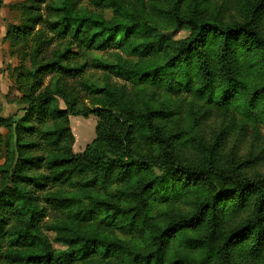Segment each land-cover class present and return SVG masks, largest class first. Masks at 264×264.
Segmentation results:
<instances>
[{
    "label": "trees",
    "instance_id": "1",
    "mask_svg": "<svg viewBox=\"0 0 264 264\" xmlns=\"http://www.w3.org/2000/svg\"><path fill=\"white\" fill-rule=\"evenodd\" d=\"M191 1L188 16L180 13L181 0H171L169 8L161 0H23L8 7L13 22L4 40L18 66L6 71L10 91L20 96L11 102L16 112L0 117V264H233L232 248L250 235L251 251L259 253L264 179L223 172L212 163L179 162L172 138L155 123L177 113L138 112L126 85L112 82L114 77L138 90L149 85L234 106L255 123L264 122V86H250L235 70L244 50H255L259 56L250 67L264 75V35L252 19L235 24L205 19L203 1ZM83 2L94 9L81 7ZM147 7L190 36L179 41L151 36ZM106 12L112 13L110 20ZM213 46L217 70L209 56ZM107 52L130 60L119 55L113 64L84 59V53ZM89 72H101L102 79H89ZM79 117L98 122L93 142L75 154L70 118ZM138 140L160 145L161 153L139 155ZM199 185L206 198L193 215L165 226L155 222L156 206ZM249 195L252 218L222 238L219 206ZM204 219L207 237L188 238L205 250L202 259L165 261L168 240ZM48 234L55 235L54 243ZM122 237H146L147 246L131 249Z\"/></svg>",
    "mask_w": 264,
    "mask_h": 264
},
{
    "label": "rangeland",
    "instance_id": "2",
    "mask_svg": "<svg viewBox=\"0 0 264 264\" xmlns=\"http://www.w3.org/2000/svg\"><path fill=\"white\" fill-rule=\"evenodd\" d=\"M5 0H0L3 5ZM13 5L23 0H7ZM131 2L132 0H127ZM203 16L205 19H217L223 24L242 23L252 19L258 30L264 35V0H202ZM163 7H168L171 0H161ZM88 11L94 9L87 2L81 6ZM193 3L191 0H181L180 13L183 16L190 15ZM106 20H110L112 13L104 14ZM145 20L149 23L148 32L151 36L165 34L171 40H184L190 36L185 29H175L154 14L147 7L144 13ZM13 22L12 18L8 20ZM8 22V23H9ZM9 23V24H10ZM8 24V25H9ZM7 31V29H6ZM9 56V44L5 41ZM217 46L210 49L209 56L212 65L217 70ZM115 55L130 60L124 53H84V59L91 62L95 59H104L108 64L115 62ZM258 51L244 50V58L235 62L237 75L246 81L250 86L261 88L264 86V75L250 67ZM132 60V59H131ZM12 67L18 66L16 59H11ZM8 65V66H9ZM7 66V67H8ZM5 72H7L5 70ZM256 72V73H255ZM89 79H102V73L89 72ZM102 81V80H100ZM112 82L120 86L126 85L127 93L132 97L135 108L138 112H145L148 108L177 113L176 116L155 120L156 125L163 134L172 138V153L181 163L190 166H203L212 163L218 170L223 172H236L241 177L256 180L264 179V122L255 123L252 119L244 117L240 110L229 107H219L208 103L204 99L196 98L188 94L172 95L163 88L146 85L141 90L132 87V84L112 78ZM9 98H7V101ZM88 103V102H86ZM10 109V108H9ZM17 108L14 106L13 115ZM10 116V115H9ZM98 120L94 117L70 118L71 131L75 138L72 151L75 154L81 153L87 145L95 139V128ZM134 150L142 156H157L161 153L162 147L157 144H145L138 140ZM3 159L0 155V165ZM202 186L190 187L181 192L178 197L171 199L164 206H156L154 209L155 222L165 226L172 220L193 215L199 204L205 200ZM115 189L111 190L114 196ZM107 197L104 192H99ZM205 197V198H204ZM220 208V227L222 238L226 237L232 230L241 227L246 221L252 218L254 212V197L246 196L237 201H225ZM48 223V222H47ZM209 233V221L204 219L199 225L192 229H186L171 237L163 251L164 260L172 258H190L200 260L205 250L190 244L189 237L203 239ZM107 232L100 231V235L106 236ZM114 234H110L112 237ZM49 240L54 243L55 235L48 234ZM124 242L130 245L131 249L144 250L147 246L145 238H126ZM253 235L243 238L238 245L231 250L233 264H264V245L260 247L259 253L251 251ZM55 249H62L58 244H53Z\"/></svg>",
    "mask_w": 264,
    "mask_h": 264
},
{
    "label": "crops",
    "instance_id": "3",
    "mask_svg": "<svg viewBox=\"0 0 264 264\" xmlns=\"http://www.w3.org/2000/svg\"><path fill=\"white\" fill-rule=\"evenodd\" d=\"M10 5H13V2H8L7 0L3 2V5H0V117L11 115L9 112H12L14 109V105L11 102L20 96L18 92L10 91L12 81L8 77V72H5L7 66L13 62L8 57L7 47L3 41L7 26L10 23L8 20L12 18V14L8 8ZM7 98L10 101H7ZM1 132L3 133L4 131L1 130Z\"/></svg>",
    "mask_w": 264,
    "mask_h": 264
}]
</instances>
